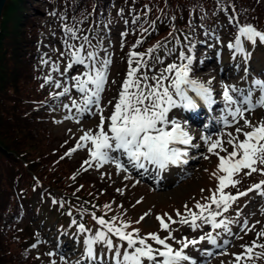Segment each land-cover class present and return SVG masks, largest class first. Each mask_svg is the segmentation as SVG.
Returning a JSON list of instances; mask_svg holds the SVG:
<instances>
[{
  "label": "snow or ice",
  "instance_id": "snow-or-ice-1",
  "mask_svg": "<svg viewBox=\"0 0 264 264\" xmlns=\"http://www.w3.org/2000/svg\"><path fill=\"white\" fill-rule=\"evenodd\" d=\"M216 4L219 11L227 12L225 0H216ZM147 7L145 5V8ZM123 11L120 9L121 14ZM51 15L56 13L53 12ZM61 19L65 20L67 17L62 15ZM72 19L75 21L72 25L63 24L64 35L61 37L63 51L55 50L58 51L59 57L67 58L63 71H61L60 63L51 64L52 72L58 73L69 82L66 83L49 74L45 77V84H52L56 89H62L50 94L53 100L69 99L70 103L56 105L69 110V115H66L64 119H73L71 112L75 109L77 117H83L86 114L98 115L99 123L95 132L92 129L83 131L76 146L66 155L79 148H86L89 159L84 162L85 164L92 166L91 162L95 161L96 166L100 167L105 163L113 162L117 170L123 172H128V167L122 162V157H126L127 165L135 170L147 172L148 168L153 166L158 174L171 165L187 164L190 158L189 149L199 150L201 144L194 142L196 137L185 126L187 121L182 122L171 115L173 110L181 109L195 113L201 103L208 110L218 103L214 98L213 81L209 80L205 83L191 76L195 44L190 42L186 46L187 52L179 51L177 57L179 63H167L166 66L160 67L158 72L149 76L146 69L151 70L157 65L164 64L158 52L165 49L170 41L167 39L164 42L157 41L145 52H139L134 49L142 45L144 41L142 37L136 39L128 52L126 76L115 102L108 101L112 110L110 115L106 116L101 102L109 82V69L113 61L111 52L104 47V40L110 32L111 21L104 24L105 36H100L95 28L88 29L89 32H96L95 36H90L84 34V30L77 26L83 22V19H87L86 16L79 21H76L75 17ZM171 19L175 20V17ZM201 19L203 20L204 16ZM235 19V15L228 17L229 22ZM138 21L139 16H134L132 23L136 24ZM125 24L127 25L128 21H125ZM150 28H155V22L150 24ZM173 29L175 31L174 26ZM148 31V28L141 27V32ZM127 35V31L121 33V47L124 46L123 38ZM168 35L175 39L176 43H181L173 32ZM205 35H208L207 29H205ZM242 37L244 40L241 39ZM93 39L96 43H93ZM188 39L185 36V40ZM219 39L217 36L216 40L219 41ZM245 41L250 42L253 48L257 46V43L264 45V31L258 30L252 24L246 23L239 26L234 42L227 44L228 49L233 50L234 59L237 54H240L245 62L251 58L252 52L246 48ZM175 52V48L167 49L168 55ZM41 62L48 64L49 60ZM77 66H83L84 71L80 72ZM72 69H77L75 75H70L69 70ZM244 71L246 75L249 73L247 67ZM41 87L44 85L42 84ZM221 88L222 115L214 118L215 123L222 124L225 129L235 125V131L222 130L215 134V138L213 134H201L198 138L203 142L206 152L218 158L216 170L211 173L217 181V186L211 190V195L205 197L203 203L197 201L194 205L195 210L185 204L183 213L176 211L178 219H174L168 213L157 215L156 220L159 222L160 229L167 233L163 237L159 232L141 235L138 228H132L129 231L130 221L123 220L120 216L106 219V213L101 216H97L94 211L90 213L98 226L94 231L87 228L84 223H78L76 219H73L71 223L77 225L78 232L86 234L83 243L84 256L88 264H197V260L186 251L190 247L197 248L203 241H207L214 248H223L230 243L228 240L223 241V244L218 243L221 233L215 231L220 229L229 236L234 235L230 225L239 221L229 218L226 213L238 203L241 197H247L249 193L256 192L264 198V179L251 184L245 190L239 188L242 177H251L253 174L264 176V119L254 124L245 115L254 112L257 108H264V78L253 77L247 88L228 84H222ZM72 89L79 93V99L72 98ZM257 92L259 95H256ZM241 121H243L242 124ZM208 127L209 125H204L205 130ZM246 128L249 130H245ZM241 135L243 139L240 138ZM221 153L225 154L221 155ZM202 158L207 160L210 157L203 155ZM129 178L125 176V179ZM201 191L204 190L201 189ZM53 203L62 204L63 202L53 200ZM103 207L107 211L111 210L110 204H105ZM87 211L84 209V212ZM241 214V211L237 209L236 216L240 217ZM148 215L150 213H145L136 223H140ZM259 223L260 221H256L255 224L249 225L248 219H243L240 230L245 234L255 231L256 239L250 245H240L243 251L232 253L234 260L230 264H249V261L255 264L256 260L264 258V243L258 242L264 238V228L256 231V224ZM173 225L179 227L174 228ZM206 225L210 226L212 231L198 237L181 236L177 239L174 235L180 228L186 227L195 232L202 230ZM237 238L242 239V237ZM149 240L154 243H149ZM170 241H175L178 247H174ZM32 247L35 248L36 244ZM97 248L100 249L99 252ZM212 254L214 253L211 250L202 251V255L205 256ZM220 254L227 253L222 251ZM47 255L51 257L55 253L49 252ZM60 260L67 264L63 255L60 256ZM50 264H57V262L51 260ZM76 264H80V261ZM221 264L224 262L222 261Z\"/></svg>",
  "mask_w": 264,
  "mask_h": 264
},
{
  "label": "rangeland",
  "instance_id": "rangeland-1",
  "mask_svg": "<svg viewBox=\"0 0 264 264\" xmlns=\"http://www.w3.org/2000/svg\"><path fill=\"white\" fill-rule=\"evenodd\" d=\"M264 1V0H263ZM56 0H53L52 3L46 2V0H32V2L29 4L30 9L27 11L28 17H32L35 19V22L37 21L38 24L40 25L39 32L37 34V40L36 44L31 42L30 46L33 47V51L31 52L32 54V62L35 63V66L37 68L38 76L43 79L45 82V77L48 76L49 74L53 75L54 78L61 79L64 82H69L66 80L64 77H60L58 73L52 72L51 64L52 63H60L61 65V71H63V67L67 61L66 57H59L58 51L55 50H60L63 51V45L61 43V37L64 35L63 32V24L61 21H58L55 17V15H51V13H55V7H56ZM19 3V10L17 11L18 14L13 15L14 17H8L9 21H11L13 18L18 17L19 20H22V9L26 8V5L22 0H18ZM55 3V4H54ZM33 4L38 5L39 8L35 9L33 7ZM49 5V6H48ZM264 5V2H263ZM53 6L52 8H50ZM26 15V16H27ZM128 17H130L125 11L123 13H120V8L115 9L114 12L112 13L111 16H109L106 19H102L98 22L96 26V31H98L100 36H105V28L104 24L107 21H111L109 28L110 32L107 36V38L104 40V47L108 48L109 51L112 54V64L109 69V82L106 87V90L102 96V106L105 108L104 114L110 115L112 106L108 104V101H113L115 102V98L118 95V91L120 89V86L122 84V81L124 80L127 70L124 68V61H125V55L123 54V51L125 50V47H121V33L127 31V25L125 24V21L128 20ZM30 22V19L26 20V24ZM34 22V24H35ZM225 20L223 22L222 18H218L215 20V22L211 25L208 26L207 32L208 35H205V29H203L202 32L200 31H194L191 35L187 36L189 39L184 40L180 47L174 46L173 48L176 49V52L173 53L172 55H168L165 53L162 58L164 60L163 65H157L155 68H152L151 70H147L149 76L155 74L158 72L160 67L166 66L167 63L171 62H177L179 63L180 61L177 59L179 51L184 50L187 52V45L192 42L195 44V50L194 53V61H199V66L196 68L192 69L191 76L194 79L203 81L207 83L209 80L216 82L217 87L219 88L220 94L222 93V84H228V85H236L239 86L240 83V76L239 75H233L231 72L236 71L237 65L236 63H233L232 65V70L229 72H222L223 67H219L218 69L215 68L216 62L219 60L218 53L223 54L225 50L228 49L227 44L229 42H234V34L232 31L227 30L224 27ZM87 25H89V22H87ZM29 25V29H30ZM21 27V26H20ZM25 30L22 32V34H19L20 38L28 37L30 31ZM264 31V30H261ZM10 33H13L10 30ZM91 32H88V29L84 31V34L90 35ZM24 35V36H23ZM219 37V41L216 40V37ZM27 41L21 42V49H18L21 53H27L29 49V40L26 38ZM244 40V38H241ZM93 43H96V40L93 39ZM8 44V42H4L0 40V48L1 45ZM245 46L246 48H251L255 49L256 46L253 48L250 43H246L245 41ZM264 45L259 44L257 48L263 47ZM4 53H6V48L3 50H0V68H5L4 70H8L11 74H13L12 67L10 65V62H7L5 58L3 57ZM208 53H211L212 56L206 60L207 62L203 61L204 63H200L202 59L207 56ZM195 54H197L195 56ZM101 55H103V51H101ZM261 55L263 58H261ZM254 62H255V67H254V72L257 71H264V51L259 54L258 52H255V55L253 56ZM42 60H49L48 64H44L41 61ZM208 62H213L212 65L209 66V68L206 70L204 73L201 71L199 68H204L206 65L205 63ZM194 64V63H193ZM226 67V66H224ZM78 70L80 72L84 71L83 66H77ZM260 68V70H259ZM3 70V71H4ZM77 69H72L69 70L70 75H75ZM2 71V72H3ZM228 74H231V77L228 79ZM26 77L27 73L24 71V75L22 77ZM112 81H115V83H112ZM9 83L8 80L6 79V76L1 73V81L0 85H5ZM11 86H8L7 91L11 94L18 93L19 96H24V97H29V90L30 86L28 85V80L27 78L23 80H17L15 85L10 84ZM47 89H44V92H42L39 96L40 99L37 102V112L42 114L40 117L41 122L36 119V123L33 125V130L32 134L34 140H41L42 143L45 145L43 150L45 152V159L47 161V166H49L52 162H58L59 171H64V172H70V176L73 177V179L76 182L77 188H75V192L78 195H82V202L84 205L90 206V207H96L97 211L96 215L101 216L105 215L106 219H110L112 216H120L123 220L130 221L131 226L128 229L131 231L132 227L142 229L140 231L141 235H146L149 229L153 228L156 230V232H159V234L163 237L167 235L166 232L162 231L159 227V222L156 220V214L152 213V210L150 209L151 206L149 205L150 203V198H156L154 200L155 205H165L170 201L173 205L171 207H168V213L171 215L174 219H178L176 217V211L179 210L180 212H184V205L189 202V199L194 198L196 195H198L197 189H202L204 190V187L202 186V183L204 186L209 187L213 183V177L211 176V173L216 170V166L218 164V158L213 156V159H203V155H208L206 152V148L203 146V142L199 141V136L201 134H206V132L201 129V125H196V128H194L193 132L191 134L194 136V133H196L198 136L196 137V140L194 142L200 143L201 148L199 150L197 149H191L189 151V162L185 165H182L180 168L169 166L168 168L172 169L176 173H180L181 177L179 182H175V184L170 187L169 189L166 190H155L152 187H146L143 185V183H140V178H137V175H134L132 170L128 168V172H123V171H118L116 168L115 163L113 162H108L103 164L100 167L95 165L91 168L87 167L88 170L92 173V175L95 177L97 180L96 187L91 188L93 184L88 180L90 177L87 175L86 172H83L81 169L83 168V165L76 160V158H81L84 154H87L88 151L86 148H79L75 152H71L68 155H63L64 153H69L67 150V147H70L74 145L68 138H72L74 141H78L79 137L83 134V131L92 129L94 132L97 130L96 126L99 123V116H91V115H85L83 117H77L75 113V109H72L71 114L73 115V119H64L66 115H69V110L65 109L63 107H56V105L61 104V103H70L69 99L67 98H60V100H53L52 97L50 96L47 99V95L51 92H57V91H62V89H56L54 85L52 84H46ZM216 90V89H214ZM1 96V92H0ZM72 98L79 99V93L76 92L75 89H72L71 92ZM45 99V100H44ZM221 99V95H220ZM23 101V100H22ZM28 104V103H27ZM216 107V112L213 111L214 116L222 115L220 109L223 107V103L221 100L215 105ZM55 108V110H53ZM252 114V117H250ZM175 116L177 119L180 121L187 120L186 116L184 117L183 115V110L181 109H175L173 110L172 114ZM207 117L210 115V113L206 114ZM246 117L251 120L254 124L258 123L261 119H264V108H257L254 112L252 113H246ZM243 121H241V124ZM188 125V123L186 124ZM50 128L51 132L55 134L57 137L53 138V135L48 131ZM189 129V128H187ZM249 130V129H245ZM225 132L235 131V125L228 127L227 130H224ZM0 133L2 134L1 138L4 142L6 143H19L21 141L25 142V148L27 150H30V152H34L35 155L39 154L40 158H42V155L39 153V151H34L33 148L29 147V139L23 137L22 135L19 137L17 141L15 142L13 137H9L3 134V131L0 129ZM195 137V136H194ZM243 137L242 135L240 138ZM213 138H215V135H213ZM225 139L227 137L225 136ZM61 142H63L65 145H62ZM74 148V147H73ZM14 149V148H12ZM67 150V151H66ZM229 150H231L229 148ZM56 151V157L51 155V152ZM225 153H221V155H224ZM35 157V156H34ZM37 157V159H40ZM63 158V159H62ZM60 160V161H59ZM63 160H68L70 162V167H68L67 162H63ZM215 162L210 165L209 163ZM204 163L206 165V169L203 172V169L205 168ZM68 167V168H67ZM152 166H150L148 169H151ZM50 168V167H49ZM66 169V170H65ZM81 170V172L79 171ZM207 170V171H206ZM259 175V174H257ZM125 176H129V179H125ZM168 182L170 181L169 177H167ZM188 179V181H185ZM123 184V189L124 191L127 190V192H122L118 193V200L114 201L113 198L111 199L110 196H107V194L116 191L117 187H120V184ZM149 185V184H148ZM138 186H142L144 190L148 191L150 195H146V200L145 202L137 209L133 207L131 204L128 196H129V188L131 187V192L133 193L135 199H138L140 197H143V195L146 193L144 190L139 188ZM170 190V191H168ZM207 190V189H206ZM205 190V192H206ZM42 189H38L35 191V196L39 200L44 201L45 205L50 206L51 204L58 206L56 203H53V193H49L48 191L46 193H42ZM89 191H91V194H88ZM234 191V190H233ZM159 196V198H157ZM179 199V200H178ZM203 195H199L196 197L195 201L202 200ZM257 199V198H256ZM261 201L255 202L251 201L250 199L247 200H239L238 203L245 204V206L241 204H236L238 209L241 211V216L239 217L238 221L239 223H234L230 225L232 228V231L234 235L229 236L227 233H224L222 230L218 229L215 230L216 232H220L221 234L218 237V243L223 244V241L228 240L230 243L223 248H217V263L215 264H221V262H225L228 258V261L225 264H230L234 260V257L232 256V253H240L243 251V249L240 247V244H251V242L255 239L256 234L255 232L251 234L252 232H245L241 231V224L244 218H247L249 221V225L255 224L256 221H260L259 224H256V228L263 223L264 224V213H262V209H264V198L259 197ZM105 204H110L111 205V210L107 211L104 209ZM167 205L163 207H167ZM145 207V208H144ZM158 207V206H157ZM144 208V209H143ZM194 209L193 207H190ZM85 209V208H84ZM83 208H78L76 211L75 218L78 223H84L85 222V217L87 215H91V210L87 209V212H84ZM195 210V209H194ZM236 210L237 209H230L228 214L232 215L234 217V220H237L236 216ZM84 212L83 215L81 213ZM163 209L158 210L159 215H163ZM140 215H139V214ZM145 213H150L147 217H145L144 220L140 221V223H136L140 219L141 216H144ZM139 215V216H138ZM165 219H167L165 217ZM42 221L45 222L47 221V217L45 216L39 220L36 221L31 220L30 223L34 225L35 227H38V222ZM37 222V224H35ZM28 221L26 222L27 225H29ZM262 224V225H263ZM96 224L90 223L88 228L93 229ZM44 226V225H43ZM47 227V233H40L39 239L35 241L33 244H36V247L33 248L32 245L28 247L33 253L36 254L38 258L39 264H50L51 260H56L57 264H65L64 261L60 260V256L63 255L66 258L67 264H76V258L74 255L76 254V250L74 249L77 245V241L74 240L73 247L71 249H68L66 253L62 251V246L63 243L61 241V236L64 235L65 233H62L60 235L57 234L58 230H54L52 225L46 224ZM174 228L179 227L178 225H173ZM212 231L210 226H204V228L193 232L192 230L184 227L180 228L179 231L175 232L174 235L177 237V239L181 238V236H187L188 238H194L198 237L199 235L204 234L205 232ZM53 232L52 235H50ZM50 233V234H49ZM84 236L86 234H81L78 232V228L76 225V229L72 234V237L75 239L77 235ZM215 234V233H214ZM251 234V235H249ZM237 237H242V239L237 238ZM171 242V241H170ZM242 242V243H241ZM62 243V244H61ZM149 243H154L149 240ZM172 243H175V241H172ZM174 245V244H173ZM176 246H178L175 243ZM155 246V245H154ZM68 247V246H67ZM70 248V247H69ZM226 252V255H221V252ZM256 251H260L257 250ZM49 252H54L55 255L49 256L47 253ZM84 252H85V245L84 249L82 251L83 257L80 260V263L85 262V264H88L87 261H85L84 258ZM250 264H252L251 261H249ZM255 264H264V258L256 260Z\"/></svg>",
  "mask_w": 264,
  "mask_h": 264
},
{
  "label": "trees",
  "instance_id": "trees-1",
  "mask_svg": "<svg viewBox=\"0 0 264 264\" xmlns=\"http://www.w3.org/2000/svg\"><path fill=\"white\" fill-rule=\"evenodd\" d=\"M22 1L26 8L22 9L21 21L18 17L11 21L8 18L18 14L17 11L20 8L18 0H5L0 14V40L3 43L8 42L7 45L2 44L0 50L6 48L3 57L7 62H10L13 71L11 74L7 69L0 68V81L1 73H3L9 82L0 85V129L4 135L13 137L15 142H19L17 140L21 135L28 138L29 147L33 148L34 151H39L42 158L39 157V154L35 155L34 152L27 150L24 141L19 143L4 142L0 133V264H38L36 256L28 249V246L37 238V232L24 223V217L38 214L40 207L44 209L45 213H49L51 220H56V228L70 232L73 227L68 221V213L72 212L68 205L63 202L58 209L55 207L49 209L41 200H36L34 197L36 190L39 188L44 190L42 191L43 194L54 190L56 199L58 198L59 201H63L62 196L64 195L80 206H87L82 202V195L76 194V182L70 176V172L59 171L61 164L58 165V162H52L47 166L46 150H43L45 145L41 140L32 138L33 125L36 123V119L41 122L42 114L38 113L36 108L40 99L39 95L44 92V87H41V79L38 76L35 63L32 62L31 52L34 48L30 46L38 34V25L34 24L33 20H30L28 24L25 23L27 19L29 20L27 11H29V4L32 0ZM56 1V19L62 24L72 25L75 23L73 17L79 21L86 16L87 19H83V22L77 25L82 29L83 27L86 28L87 20L96 26L100 20L111 16L115 9H123L130 16L127 20L128 35L125 38V64L127 66L128 51L132 49L136 39L141 37L144 42L137 46L135 51L145 52L157 41L169 40L166 48L158 52L159 55L163 56L167 53V49L180 46L185 36L200 30V27H207L218 17L228 20L229 16L235 15V20L232 22L228 20L234 29H238L239 26L247 23L254 25L258 30H264L263 0H225L227 12H221L217 9L216 0ZM52 2L53 0H48L49 4ZM145 5L148 7L145 8ZM62 15L66 16L67 19L62 20ZM134 16H139V21L136 24L132 23ZM202 16H204L203 20L201 19ZM172 17H175V20H172ZM235 21L240 23L239 26L236 25ZM152 22H155L154 29L150 28ZM29 25H32L30 29ZM94 26L90 28H94ZM141 27L148 28L149 31L143 33ZM28 29L30 33L26 38L29 40V49L25 54L18 49H21L20 43L27 41V39L24 35L22 38L18 35ZM10 30L13 33H10ZM170 32H173V35L178 37L181 43L178 44L175 39L169 37ZM24 71L27 73L26 77H22ZM25 78H27L30 86L29 97L19 96L18 93L11 94L7 91L8 86H11L10 84L15 85L17 80L20 81ZM48 131L54 138V134L49 129ZM60 143L65 145L61 141ZM51 155L56 157V151L51 152ZM63 162H67V166L70 167L68 160H63ZM78 162L83 166L85 165V161ZM89 177L88 180L93 184L91 188L94 190L97 180L95 177ZM91 193L89 191L88 194ZM94 209L96 210V207ZM258 242L264 243V238Z\"/></svg>",
  "mask_w": 264,
  "mask_h": 264
},
{
  "label": "bare ground",
  "instance_id": "bare-ground-1",
  "mask_svg": "<svg viewBox=\"0 0 264 264\" xmlns=\"http://www.w3.org/2000/svg\"><path fill=\"white\" fill-rule=\"evenodd\" d=\"M191 94V93H190ZM205 109H207V107L206 106H204L202 103H201V106H200V108L195 112V113H193V114H195L197 117H199V111H201V110H205ZM180 147H184V146H180Z\"/></svg>",
  "mask_w": 264,
  "mask_h": 264
},
{
  "label": "water",
  "instance_id": "water-1",
  "mask_svg": "<svg viewBox=\"0 0 264 264\" xmlns=\"http://www.w3.org/2000/svg\"><path fill=\"white\" fill-rule=\"evenodd\" d=\"M4 1L5 0H0V13H1V9H2V6H3Z\"/></svg>",
  "mask_w": 264,
  "mask_h": 264
}]
</instances>
